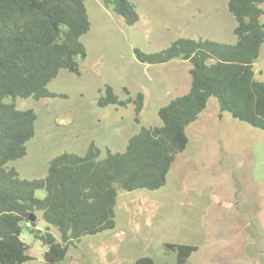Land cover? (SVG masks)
Instances as JSON below:
<instances>
[{
    "label": "rangeland",
    "instance_id": "374dc122",
    "mask_svg": "<svg viewBox=\"0 0 264 264\" xmlns=\"http://www.w3.org/2000/svg\"><path fill=\"white\" fill-rule=\"evenodd\" d=\"M83 1L91 28L81 38L87 55L78 59L80 74L62 70L49 84L62 97L15 101L18 109L37 114L27 156L10 164L23 180L44 178L52 159L84 156L93 143L100 159L108 151L122 153L143 127L162 124L158 111L189 91L192 66L181 59L150 66L138 61L135 50L157 53L181 38L237 42L229 0H133L139 15L134 26L102 0ZM254 72L264 83V44ZM107 87L123 101L144 95L139 123L133 104L97 106ZM187 136L166 185L120 192L115 228L70 245L65 264H136L146 257L178 264L177 252L166 245L196 247L185 264H264V131L221 113L211 98ZM37 226L47 230L40 214ZM50 232L61 241L56 229ZM21 238L32 259L25 264H43L47 247L28 229Z\"/></svg>",
    "mask_w": 264,
    "mask_h": 264
},
{
    "label": "trees",
    "instance_id": "16d2710c",
    "mask_svg": "<svg viewBox=\"0 0 264 264\" xmlns=\"http://www.w3.org/2000/svg\"><path fill=\"white\" fill-rule=\"evenodd\" d=\"M102 1L128 26L139 21L133 0ZM228 10L236 21L234 45L181 38L157 53L135 50L138 61L150 66L176 59L192 66L189 91L160 108V126L143 127L124 152L108 151L103 159L94 143L84 156L63 153L49 162L44 178L30 181L21 179L10 164L27 156L37 114L18 109L15 101L62 97L48 86L62 70L80 74L78 59L87 55L81 38L91 23L83 0H0V264L32 260L21 238L24 229L47 247L43 264H65L70 245L113 230L119 193L166 185L177 155L187 148V128L211 98L217 99L221 113L264 131V83L254 72L264 44V0H229ZM130 104L139 123L143 94L123 101L107 87L97 101L99 108ZM38 191L45 196L38 198ZM39 214L45 232L37 226ZM166 248L177 252L178 264L197 251L184 245ZM136 264L155 262L146 257Z\"/></svg>",
    "mask_w": 264,
    "mask_h": 264
},
{
    "label": "water",
    "instance_id": "95a60500",
    "mask_svg": "<svg viewBox=\"0 0 264 264\" xmlns=\"http://www.w3.org/2000/svg\"><path fill=\"white\" fill-rule=\"evenodd\" d=\"M34 219H35V218H33V219H30V221H34Z\"/></svg>",
    "mask_w": 264,
    "mask_h": 264
},
{
    "label": "built area",
    "instance_id": "2783aa9c",
    "mask_svg": "<svg viewBox=\"0 0 264 264\" xmlns=\"http://www.w3.org/2000/svg\"><path fill=\"white\" fill-rule=\"evenodd\" d=\"M40 229V228H39Z\"/></svg>",
    "mask_w": 264,
    "mask_h": 264
}]
</instances>
